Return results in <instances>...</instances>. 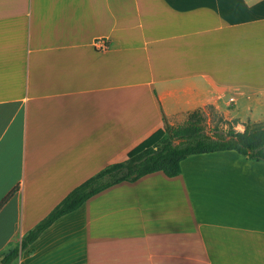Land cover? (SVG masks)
<instances>
[{"label":"crops","instance_id":"1","mask_svg":"<svg viewBox=\"0 0 264 264\" xmlns=\"http://www.w3.org/2000/svg\"><path fill=\"white\" fill-rule=\"evenodd\" d=\"M206 106L264 121V0H0V258ZM14 264H264V162L198 155L115 185Z\"/></svg>","mask_w":264,"mask_h":264},{"label":"trees","instance_id":"2","mask_svg":"<svg viewBox=\"0 0 264 264\" xmlns=\"http://www.w3.org/2000/svg\"><path fill=\"white\" fill-rule=\"evenodd\" d=\"M203 111H209L216 125L207 130ZM235 121L223 118L212 106L189 115L178 126H164L130 150L125 159L113 163L74 188L43 220L27 232L19 246L0 258V264H14L20 255L59 219L74 213L95 195L120 183H134L145 176L162 173L175 178L181 163L192 156L234 152L248 160L264 162V127L236 131ZM10 197V196H9ZM9 197L0 204H4Z\"/></svg>","mask_w":264,"mask_h":264},{"label":"rangeland","instance_id":"3","mask_svg":"<svg viewBox=\"0 0 264 264\" xmlns=\"http://www.w3.org/2000/svg\"><path fill=\"white\" fill-rule=\"evenodd\" d=\"M203 116H205V125L207 127V130H212L216 125V120L213 121L212 115L209 111H203ZM264 118V116H263ZM236 131L242 132L244 128H247L249 130H256L264 127V121L259 123H251L248 122L247 124L238 122L237 125L233 126Z\"/></svg>","mask_w":264,"mask_h":264}]
</instances>
